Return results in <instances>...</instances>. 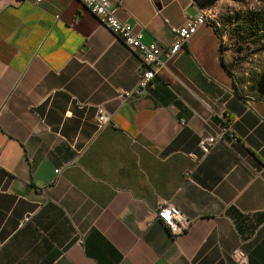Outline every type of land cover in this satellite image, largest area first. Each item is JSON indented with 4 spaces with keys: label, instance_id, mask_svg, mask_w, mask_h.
<instances>
[{
    "label": "crops",
    "instance_id": "1",
    "mask_svg": "<svg viewBox=\"0 0 264 264\" xmlns=\"http://www.w3.org/2000/svg\"><path fill=\"white\" fill-rule=\"evenodd\" d=\"M109 2L162 47L198 10ZM213 25L122 100L140 58L81 1L0 0V264H233L235 249L264 264V99L227 73ZM222 127L232 138L204 155ZM163 203L189 221L183 234L156 218Z\"/></svg>",
    "mask_w": 264,
    "mask_h": 264
},
{
    "label": "built area",
    "instance_id": "2",
    "mask_svg": "<svg viewBox=\"0 0 264 264\" xmlns=\"http://www.w3.org/2000/svg\"><path fill=\"white\" fill-rule=\"evenodd\" d=\"M39 2L40 0H35ZM88 11L97 18L99 23L107 28L115 39L132 52H136L140 58L139 79L132 92L118 93L122 100H128L132 96L140 97L148 93L152 87V81L158 71L168 69L177 55L185 48L197 29L207 22L208 13L206 9H198L193 16L185 17L183 24L179 27H171L174 35L173 42L166 47L156 43L145 44L140 31L133 26L120 21L116 16L118 6H111L109 0H79ZM76 20H73L75 24ZM96 122L102 128L110 124V117L102 107L96 109ZM232 138L228 127H222L217 136L203 137L199 142V149L206 155L214 146L223 141L225 137ZM58 173V171H56ZM189 176V173L188 175ZM156 218L163 224L170 235L183 234L190 226L189 221L182 213L170 203H163L156 209ZM230 258L233 264H249L248 255L242 249L231 252Z\"/></svg>",
    "mask_w": 264,
    "mask_h": 264
},
{
    "label": "rangeland",
    "instance_id": "3",
    "mask_svg": "<svg viewBox=\"0 0 264 264\" xmlns=\"http://www.w3.org/2000/svg\"><path fill=\"white\" fill-rule=\"evenodd\" d=\"M207 13L233 81L242 93L264 99V0H217ZM247 21L258 26L249 30Z\"/></svg>",
    "mask_w": 264,
    "mask_h": 264
},
{
    "label": "trees",
    "instance_id": "4",
    "mask_svg": "<svg viewBox=\"0 0 264 264\" xmlns=\"http://www.w3.org/2000/svg\"><path fill=\"white\" fill-rule=\"evenodd\" d=\"M193 2L195 3V5L197 6L198 9H206L207 10V8L212 7L217 2V0H193ZM263 21H264V19H263ZM253 26H258L257 24H255V21H247V28H249V30ZM214 31L217 34V36L220 37L219 32H218V29H217L216 26H214ZM220 51H222L221 45H220ZM221 64L226 69L227 73L229 75H231L228 67L224 63H222V58H221ZM262 83H263V88H264V79H263V82ZM257 98H259V97H257Z\"/></svg>",
    "mask_w": 264,
    "mask_h": 264
}]
</instances>
